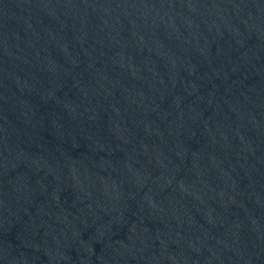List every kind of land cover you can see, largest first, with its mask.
I'll use <instances>...</instances> for the list:
<instances>
[{"label":"water","instance_id":"95a60500","mask_svg":"<svg viewBox=\"0 0 264 264\" xmlns=\"http://www.w3.org/2000/svg\"><path fill=\"white\" fill-rule=\"evenodd\" d=\"M0 264H264V0H0Z\"/></svg>","mask_w":264,"mask_h":264}]
</instances>
